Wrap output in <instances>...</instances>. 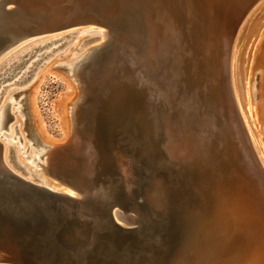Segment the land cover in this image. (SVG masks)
<instances>
[{"label":"bare ground","instance_id":"obj_1","mask_svg":"<svg viewBox=\"0 0 264 264\" xmlns=\"http://www.w3.org/2000/svg\"><path fill=\"white\" fill-rule=\"evenodd\" d=\"M4 2L0 10V32L19 33L25 37L0 53V71L5 69L0 74V133L8 122L6 109L9 105H12L16 117L8 129L9 134H0L11 150L8 161L7 147L3 148L0 142L1 183L13 189L23 187L24 183L14 177V173L53 191L77 197L66 178L67 173L70 169L75 173L73 169L76 168L91 177L98 160L92 132L82 127L84 110L92 111L95 101L108 95L114 77L126 80L142 86L148 94L146 107L152 142L146 201L156 211L166 209L170 204L177 205L173 204V192L187 203H183V223L195 222L193 227L183 228L189 243L185 258L179 259L178 264H264V143L259 125L253 122L249 72L245 75L244 91L247 110L241 103L236 82L237 70L243 77L239 64L241 51L235 47L236 38L255 1ZM112 3L116 6L107 16L106 9ZM8 5L14 6L6 9ZM83 6L85 10L81 9ZM87 14L86 19L82 18ZM71 22L95 23L108 29L105 32L85 30L69 49L76 50L72 62L65 67L71 72L78 64L72 77L77 78L80 93L77 94L71 86L73 95L62 110L66 136L62 142H52L37 128L36 136L42 141L44 150H39L32 138L26 145L23 142L20 151L27 162L13 152L20 142L11 144V141L18 139V132L24 138V130L29 131V136L25 96L22 94L34 80L27 82L29 78L23 80L24 76H20L22 79L16 77L18 80L10 82L36 55L37 48L52 43L46 48L49 49L67 38L63 36L54 43L56 39L36 41V36L64 29ZM33 38L31 44L19 47L32 44L34 47L10 62L22 49L16 50V47ZM92 40L100 44L82 48ZM65 44L68 42L51 51ZM12 50L14 54L8 55ZM82 51L85 52L81 54ZM28 55L31 57L26 60ZM32 69L30 65L23 75H29ZM260 70L262 82L258 86L260 94L257 99L264 121V55ZM19 80H23V85L28 83L27 87L15 88ZM8 87L11 90L5 91ZM76 98V107L73 106L69 115L71 101ZM70 116L74 121L73 129ZM262 128L264 130V124ZM45 154L47 166L44 169L63 183L64 188L45 179L40 171L31 167L33 162L38 165L39 156ZM158 158L162 163L161 170L157 168ZM117 187V180L98 182L97 188H92L90 193L84 189V193L90 197L111 198ZM138 214L140 210L136 206L117 213L113 210L115 220L124 226L135 225ZM0 263L13 264L1 260Z\"/></svg>","mask_w":264,"mask_h":264},{"label":"water","instance_id":"obj_2","mask_svg":"<svg viewBox=\"0 0 264 264\" xmlns=\"http://www.w3.org/2000/svg\"><path fill=\"white\" fill-rule=\"evenodd\" d=\"M3 2L0 0V10ZM24 37L0 32V53ZM114 79L108 95L96 100L92 111L83 113L82 127L92 132L98 160L91 177L76 168H72L75 173L71 169L67 173L77 197L14 173L23 187L9 188L0 181V251L6 254L0 253L1 261L178 264L185 258L189 239L183 228L195 225L192 220L183 223L185 201L172 192L177 205L156 211L145 197L152 142L148 94L142 86ZM11 117L8 114L7 120ZM116 180L118 190L113 197L88 196L98 182ZM134 206L140 210L135 225L124 226L115 220L113 210L117 213Z\"/></svg>","mask_w":264,"mask_h":264},{"label":"rangeland","instance_id":"obj_3","mask_svg":"<svg viewBox=\"0 0 264 264\" xmlns=\"http://www.w3.org/2000/svg\"><path fill=\"white\" fill-rule=\"evenodd\" d=\"M254 1H255V3H252L253 6L251 5L248 14L245 17V20L242 22V25L239 29V32H238L237 38H236L235 47L237 50L241 51L239 64H241V68L243 70V77L241 76V74H239V71L237 70L236 82H237V86H238L237 90L239 88L238 94H240L239 97H240V100L242 101L241 103H242L243 107H245L244 109L247 110L248 109L247 101L245 99L247 97L245 96L244 91H245V84H246L245 75L249 72V76H250V81H249L250 100L252 101L251 104L253 105L252 108H253L254 117H255L253 122L257 126L259 125L258 128L260 127L259 130L262 133V141L264 143V130H262L264 121L262 118L263 114L261 113V107H260V103L258 100L259 99L258 97L260 94L258 86L262 82V72L260 70V67L262 65L263 55H264V0H257V1L254 0ZM13 6L14 5H8L6 9L13 8ZM114 6H116V3H112L111 5H109L107 7V9H106V13H107L106 15L107 16H109L113 13V11L111 12L110 9ZM84 7L85 6H83L81 9L85 10L86 7L85 8ZM88 15L89 14L83 16L82 18L86 19ZM80 17H81V15L78 16V18H80ZM102 26L103 25L95 24V23L84 25L82 23L76 24V22H71V24L68 27H65L64 29H59L57 31H50L49 33L38 35V36H36L37 39H35V38L29 39V40L21 43V45H18L16 47L17 49L15 48L16 50H19L20 48H22L19 46H23L24 44L27 45L29 43L31 44V42H34L31 40H34V39L36 41L41 40L42 42H44V41H50L53 39H58V38H61L63 36L69 35L66 39H64V41L62 40L61 43H57L56 46H53L49 49H46L45 51H40V52L38 51L36 53L37 56L35 55L31 59H30L31 56L28 55L26 57V60H28V58H29L30 63L29 62L26 63L25 68L24 67H23L24 69L21 68L19 74H17L15 76V78L10 82V84H12L13 82L18 80L19 78H21V77L23 78V76H24L23 80H25L26 78H29V81H27V82L34 80L30 85H28L29 87H27L28 83L26 85H23V83H22L23 80H19L17 82L18 84L20 83L19 85H17V83L15 84L17 86L15 88L27 87L26 91L22 95L25 96L24 104L26 107L25 112L27 114V121H28V122L27 121L26 122L28 125L27 128L30 129V133L28 136L27 132H29V131L24 130L25 140H24L23 136L20 135V132L17 133L18 139L16 141H11L9 139L12 142L11 143L9 141L11 144H13L15 142H20V146L14 147V150H13L14 154H16V153L20 154L23 159L25 158L22 155V152L20 151V147L23 146V142H24V145H26L29 142L28 141L29 138H32V141H34L33 143H35V145L37 144L36 147L39 150H42L43 149V143L36 136L37 135L36 132L38 130L42 131L45 134V136L47 135L46 137L49 138L52 142H62L64 140V138L66 136L67 128H66V124L64 122V118L62 117L63 116L62 110L65 108V106L68 103H70V99L73 95L72 91L70 90V87L72 86L74 88L75 92H77V94L80 93V90L77 86L78 85L77 78L72 77V75L75 73V70H76L75 66L77 68L78 64H76L73 67V70H71V72H69L68 68L65 67V65L67 63L72 62V60H73L72 56L74 54V51L76 50L74 48L71 50H69V49L75 44V41L77 40L76 39L77 36L81 35L85 30H92L93 29V30H100V31L102 30L105 32V30L108 29L107 27H102ZM248 32H250V34ZM70 41H72V42L69 43ZM93 41H95V40L86 42L82 46V48H86L87 46H89L88 48H90V47L92 48L94 45L96 46V45L100 44V43L95 44V43H93ZM64 42H68V44L57 49L56 51H51L53 48H57L58 46H60ZM31 47H34V44H32L31 46H27L25 48L23 47L22 49H20L18 52L15 53V55L12 57L10 62L13 61V59L18 57L19 55H21V53L30 49ZM13 52H14V50L9 52L8 55L9 54L11 55ZM83 52H85V51H82L81 54H83ZM33 62H36L35 63L36 65L35 64L33 65ZM30 65H32V67H33L32 72L29 75H27V74L23 75V72H26ZM4 70L5 69H2L0 71V74ZM8 84L9 83H6L5 85L8 86ZM5 85H2V86H5ZM19 86H21V87H19ZM8 89L11 90V87L6 88L5 91H8ZM5 91H4V94L6 93ZM4 94L2 95V97L4 96ZM75 101H77V98L75 100L71 101V104H70L71 107H69V110H70L69 113L70 114L68 113L69 115H71V109L73 108V106H74V108L76 107V105H74ZM33 102H34V104L31 105V103H33ZM72 102H73V104H72ZM34 105H35V107H33ZM33 110H35V111L37 110V111L33 112ZM33 113H34L35 117H34ZM8 114H12L13 118L11 120H8V122L6 123V126L2 129L1 133H4L5 135L9 134L8 129L11 126V124H13L14 120L16 119L15 114L12 111V105H9L6 109V117L8 116ZM37 116H38V118H37ZM70 119H71V116H70ZM73 123H74V121H72V119H71L70 120L71 128L74 127ZM37 128H38V130H37ZM4 138L0 137V142L3 145V148L7 147V154L6 155H8L7 158H8V161H10L11 150H10V147L6 146L8 143ZM21 138H22V141H20ZM39 158H40L39 164L35 165L36 162H33L31 164V167L35 171H40L41 176L44 177L45 179L50 180L52 183L56 184L57 186L64 188L63 186H65V185L61 182L59 183L58 182L59 180L56 177H54L53 175H51L49 168H48L49 172H47L44 169V167L47 166V164L45 163L46 162L45 158H47V155L45 154ZM24 160L27 161L26 159H24ZM12 165H13V162H12ZM232 178H234L233 175H230V179L232 181H234L235 178L234 179H232ZM65 188H68V190H70V191L72 190V189H70V187H65ZM72 192H74V191H72ZM0 253L2 255H6L4 252H2V250L0 251ZM0 264H9V263H0Z\"/></svg>","mask_w":264,"mask_h":264},{"label":"flooded vegetation","instance_id":"obj_4","mask_svg":"<svg viewBox=\"0 0 264 264\" xmlns=\"http://www.w3.org/2000/svg\"><path fill=\"white\" fill-rule=\"evenodd\" d=\"M69 35H67V36H65V37H68ZM57 40H59V39H56V41H54V43H56V42H58ZM49 45V46H48ZM52 45V43H50V44H47L46 46H44V47H39V48H37L35 51H43L44 50V48L46 49V48H48V47H50ZM66 45V44H65ZM61 47H63V46H61ZM41 48V49H40ZM60 48V47H59ZM40 49V50H39ZM43 49V50H42ZM55 50V49H54ZM53 50V51H54ZM57 50V49H56ZM55 50V51H56Z\"/></svg>","mask_w":264,"mask_h":264}]
</instances>
